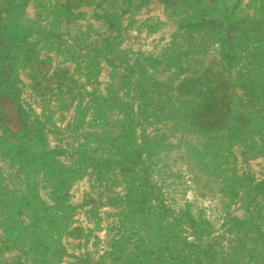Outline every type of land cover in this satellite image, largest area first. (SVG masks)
<instances>
[{"label": "rangeland", "instance_id": "374dc122", "mask_svg": "<svg viewBox=\"0 0 264 264\" xmlns=\"http://www.w3.org/2000/svg\"><path fill=\"white\" fill-rule=\"evenodd\" d=\"M0 264H264V0H0Z\"/></svg>", "mask_w": 264, "mask_h": 264}]
</instances>
